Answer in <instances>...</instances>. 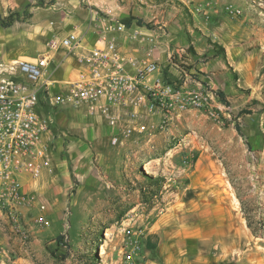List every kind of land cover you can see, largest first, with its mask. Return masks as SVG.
Returning a JSON list of instances; mask_svg holds the SVG:
<instances>
[{"label":"rangeland","instance_id":"obj_1","mask_svg":"<svg viewBox=\"0 0 264 264\" xmlns=\"http://www.w3.org/2000/svg\"><path fill=\"white\" fill-rule=\"evenodd\" d=\"M167 3L180 7L191 19L185 18L187 23H193L195 14V41L222 55L224 49L217 43L221 28L213 35L202 25L219 24V15L241 26L247 40L257 20L264 18V0ZM29 5L38 6L37 0L22 7L16 18L19 26L30 31L37 22L35 16L30 19ZM47 7L40 3V8ZM114 8L123 25L139 24L137 19H142L144 29H155L151 21ZM41 15L45 22L58 19L53 12ZM37 31L35 39L28 37L24 46L14 45L6 57L22 52L37 56L44 51L43 30ZM248 46L264 56L261 43ZM201 57L206 60L209 55L204 52ZM0 60H5L3 53ZM190 80L209 88L195 73ZM251 88L238 89L235 95L220 91L227 105L218 110L219 121L191 109L184 112L190 113V125L183 114L180 123L157 131L149 142L141 138L116 145L109 143L101 119L81 109L57 112L50 104L41 106L56 134L50 160L29 188L31 202L21 211L19 228L0 214V232L39 238L32 257L36 264H142L153 256L162 230L174 236L177 255L195 239L204 253L221 252L222 264H264V88L259 89V97ZM217 102L224 103L219 97ZM87 119L95 131L85 123ZM134 240L139 244L135 250L130 244ZM19 243L20 239L17 247Z\"/></svg>","mask_w":264,"mask_h":264},{"label":"built area","instance_id":"obj_2","mask_svg":"<svg viewBox=\"0 0 264 264\" xmlns=\"http://www.w3.org/2000/svg\"><path fill=\"white\" fill-rule=\"evenodd\" d=\"M79 2L89 18L84 28L78 23L62 36L47 37L45 50L34 60L0 61V213L15 229L21 211L30 206L29 184L50 160L53 122L41 106L50 104L57 112L81 109L97 116L112 129V145L133 136L149 142L191 109L213 121L220 120L219 109H226L227 104L217 102L216 90L192 82L187 72L182 71L176 82L166 80L150 50L122 49L124 36L154 47L160 36H169L167 25L159 23L153 30L138 24L127 27L110 0ZM88 34L94 41L87 40ZM59 51L62 57L57 64L70 56L79 69L54 88L57 64L53 60ZM174 51L169 49L170 58ZM130 244L134 250L139 248L135 240Z\"/></svg>","mask_w":264,"mask_h":264},{"label":"crops","instance_id":"obj_3","mask_svg":"<svg viewBox=\"0 0 264 264\" xmlns=\"http://www.w3.org/2000/svg\"><path fill=\"white\" fill-rule=\"evenodd\" d=\"M32 1L34 2V0H0V19L12 14V17L8 20L6 26L0 24V55L3 53L5 56V60L0 61H8L18 58L34 60L36 56L25 52L16 53L10 58L6 56L14 45L24 46L28 37L35 39V32L37 30L39 31V29L43 30V37L46 39L55 34L62 36L78 23L82 24V28L85 27L84 22L87 13L86 9L81 6L79 0H51L52 5L48 4L50 0H37L38 6L29 5L27 8V11L31 14L30 19L35 16V21L37 22L35 27L30 28L29 31L28 28L19 26L20 21L16 17H19L23 10L22 7ZM42 1L45 3V6H48L47 8H40V3ZM61 4H63L62 8L61 6L56 7V5ZM110 4L123 11L128 10L132 15L143 18L146 23L147 21H151V24H153L155 28L158 27L159 23L167 25L170 32L169 36H160L154 47L149 43L142 42L139 44L135 41H130L125 36L121 39V47L124 50L136 53H144L147 50H150L151 57L158 60L161 74L166 80L171 82L178 81L182 71L189 74L195 73L198 75L199 80L208 84L213 90H228L231 92V95H235L238 89L252 87V93L259 97V89L264 88V74L261 73V67L264 66V56H262V53H254L253 47L248 49V45L253 43L258 45L261 43L264 47V24H262L264 18H259L257 20L256 24L250 31L252 36L250 35L249 38L247 37V40L242 37L244 30L241 26L229 24L221 19L219 15V24L212 27H205L202 25L203 28H210L212 33L216 32L218 28H221L222 33H218L219 39L217 43L224 49L222 55L211 52L212 49L210 47L206 48L202 46L201 43L198 44V41H195L192 33L197 25L196 15L192 14L193 23L190 24L185 22L184 19H190V17H187L180 7L178 8L174 4H168L167 0H110ZM216 11L217 10H213L214 13ZM41 12H53L58 14V19L54 20L51 18L45 22L42 18ZM51 21L53 22L52 25L50 24ZM190 21L191 19L189 22ZM138 25L141 27L145 26L144 24ZM130 26L131 28H135L134 26H136V24H131ZM33 29L34 32L30 33ZM188 33H190V37L188 36ZM87 40L89 42L94 41V37L88 34ZM211 41L215 40L212 39ZM38 43L40 44V42ZM196 44H198V46ZM172 48H175V51L173 52L172 58H170L169 49ZM204 52H207V55H209L206 60L201 57ZM61 57L62 52L59 51L55 54L53 63L55 62V64H57ZM78 69V64L70 56L62 63L60 62L57 64L56 70L52 74L53 79L57 81L54 88L59 86L58 83L60 81L68 79L75 74ZM59 72V76L55 77L54 74ZM181 115L185 118L186 124L190 125V113H182ZM181 115L175 117L171 126H176V123H180L179 117ZM93 118L95 120H100L97 116H94ZM85 121V123L95 131L92 122L88 119ZM82 131H85L84 127L82 128ZM111 131V128L104 126V132L109 139ZM90 133H92V130ZM51 135L53 137L56 134L51 132ZM136 139L141 138L136 137L134 139L133 137L126 139L119 144L124 142L131 143L136 141ZM33 183H35V181ZM33 183L29 184V188ZM170 236L171 244L169 245ZM27 237L28 235L12 237L11 234L0 232V264H36L32 260L34 255L33 251L35 250L36 244L41 240L35 238L33 235L29 238ZM18 239H20V243L17 247ZM188 239L189 240L185 239V241H190V237ZM197 241L199 242V240L191 239L188 250L183 254L177 255L174 248V236L169 235L166 230H162L160 232V238L156 241L154 246L153 256H148V258L142 260L141 263L222 264L224 255L221 254V252L209 251V253L206 254L203 252L205 250L202 249Z\"/></svg>","mask_w":264,"mask_h":264},{"label":"trees","instance_id":"obj_4","mask_svg":"<svg viewBox=\"0 0 264 264\" xmlns=\"http://www.w3.org/2000/svg\"><path fill=\"white\" fill-rule=\"evenodd\" d=\"M16 15H17V14H16ZM11 17H12V14H9V15L6 16V18H7L8 20L11 19ZM137 22H138L139 24H143L142 19H137ZM127 23H128V22H127ZM0 24H1L2 26H6V25L8 24V22L6 21L5 18H3V19H0ZM216 94H217V96L221 99L222 102H224L225 104H227V101L225 100V96L222 94V92H220L219 90H217V91H216ZM236 129H237L238 131H240L239 128H238V126H236ZM154 182H156V180H154ZM58 238L60 239L61 236L58 235ZM149 244H150V243H149ZM150 245H151V244H150Z\"/></svg>","mask_w":264,"mask_h":264}]
</instances>
